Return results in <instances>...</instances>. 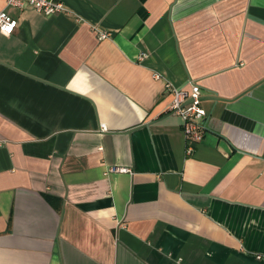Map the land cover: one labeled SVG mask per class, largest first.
I'll use <instances>...</instances> for the list:
<instances>
[{"label": "crops", "instance_id": "crops-1", "mask_svg": "<svg viewBox=\"0 0 264 264\" xmlns=\"http://www.w3.org/2000/svg\"><path fill=\"white\" fill-rule=\"evenodd\" d=\"M60 1L0 0V264H264V0Z\"/></svg>", "mask_w": 264, "mask_h": 264}, {"label": "built area", "instance_id": "built-area-1", "mask_svg": "<svg viewBox=\"0 0 264 264\" xmlns=\"http://www.w3.org/2000/svg\"><path fill=\"white\" fill-rule=\"evenodd\" d=\"M8 6L21 9L24 5L33 6L45 16H54L65 11L60 0H6ZM11 29L10 31L8 29ZM16 28V21L6 12L0 10V30L11 34ZM106 34L101 33L100 38ZM164 112L175 114L181 119V127L185 139V153L190 155L194 151V145L201 142L204 136L205 111L200 106V91L195 84L190 85L189 90L183 88L171 89V100L165 106ZM104 128V127H102ZM112 172H128L123 168H112Z\"/></svg>", "mask_w": 264, "mask_h": 264}, {"label": "trees", "instance_id": "trees-1", "mask_svg": "<svg viewBox=\"0 0 264 264\" xmlns=\"http://www.w3.org/2000/svg\"><path fill=\"white\" fill-rule=\"evenodd\" d=\"M140 1L144 2L145 0H140Z\"/></svg>", "mask_w": 264, "mask_h": 264}, {"label": "snow or ice", "instance_id": "snow-or-ice-1", "mask_svg": "<svg viewBox=\"0 0 264 264\" xmlns=\"http://www.w3.org/2000/svg\"><path fill=\"white\" fill-rule=\"evenodd\" d=\"M8 30L10 31L11 29L9 28Z\"/></svg>", "mask_w": 264, "mask_h": 264}]
</instances>
